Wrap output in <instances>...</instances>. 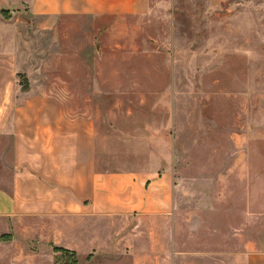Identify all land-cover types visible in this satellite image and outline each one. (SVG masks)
I'll list each match as a JSON object with an SVG mask.
<instances>
[{
	"label": "rangeland",
	"instance_id": "1",
	"mask_svg": "<svg viewBox=\"0 0 264 264\" xmlns=\"http://www.w3.org/2000/svg\"><path fill=\"white\" fill-rule=\"evenodd\" d=\"M3 1L10 107L0 117L12 119L30 87L67 92L74 117L78 88L97 107L84 112L100 120L102 150L173 170L179 264L264 254V0H149L144 16L101 22L34 17V0ZM12 167L11 134L0 130V187ZM10 232L0 235V264H84L24 238L26 223Z\"/></svg>",
	"mask_w": 264,
	"mask_h": 264
},
{
	"label": "crops",
	"instance_id": "2",
	"mask_svg": "<svg viewBox=\"0 0 264 264\" xmlns=\"http://www.w3.org/2000/svg\"><path fill=\"white\" fill-rule=\"evenodd\" d=\"M29 10L34 17L101 22L144 16L149 0H34ZM1 56V63L8 60ZM91 70L88 77H99ZM6 75L0 65V79ZM46 90L30 87L18 113L0 117L13 161L10 184L0 187V235L26 223L24 238L73 251L84 264H179L173 170L127 153L117 160L115 151L101 149L99 118L84 112L95 110L94 102H84L77 88L73 117L67 92ZM4 93L1 85L0 111L10 107ZM244 264H264V254L247 253Z\"/></svg>",
	"mask_w": 264,
	"mask_h": 264
}]
</instances>
